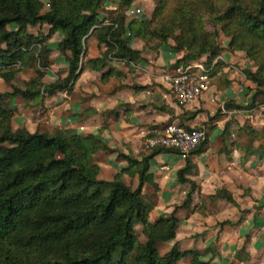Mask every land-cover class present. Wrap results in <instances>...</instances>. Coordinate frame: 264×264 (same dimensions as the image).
Wrapping results in <instances>:
<instances>
[{
  "label": "trees",
  "instance_id": "obj_1",
  "mask_svg": "<svg viewBox=\"0 0 264 264\" xmlns=\"http://www.w3.org/2000/svg\"><path fill=\"white\" fill-rule=\"evenodd\" d=\"M134 1L0 0V78L11 85L10 92L0 93V264H179L184 260L183 264H210L200 251L181 249L174 241L175 213L190 207L198 189L187 177L195 169L189 156L204 152L207 136L176 172L177 182L189 186L184 199L170 213L151 221V206L142 193L146 182L156 188L149 162L156 154L178 153L177 149L157 145L138 158L110 147L97 135L82 136L71 129L53 134L13 130L14 110L4 105L6 96L42 104L46 97L71 90L84 69L103 71V81L113 76L121 79L124 75L119 71L106 68L111 60L138 61L144 50L156 51L169 40L175 52H182L174 65L204 54L210 58L224 48L218 43L220 33L228 39L229 51L244 52L255 67L242 70L254 87L248 91V103L238 108L250 111L264 105V0H152L148 17L129 18L126 12ZM104 2L116 6L99 19ZM43 23L49 25L46 34L28 31ZM55 32L61 35L57 50L66 74L45 82L52 52L48 40ZM91 36L101 50L83 60ZM132 39L142 45L133 47ZM28 68L33 75L21 86L14 85L17 73ZM179 124L183 125L181 120ZM239 129L253 138L259 135L251 125ZM252 149L246 147L244 152ZM99 150L115 153L127 165L111 179L99 178L93 158ZM135 174L136 186L123 181L124 175ZM209 198L237 206L224 188ZM136 223L141 226L142 242L137 241ZM225 223L231 224H221ZM170 241L172 246L160 253L158 244Z\"/></svg>",
  "mask_w": 264,
  "mask_h": 264
},
{
  "label": "crops",
  "instance_id": "obj_2",
  "mask_svg": "<svg viewBox=\"0 0 264 264\" xmlns=\"http://www.w3.org/2000/svg\"><path fill=\"white\" fill-rule=\"evenodd\" d=\"M111 8L114 6L109 5L105 10ZM101 11L99 19L106 15H101ZM47 27L49 29V25ZM92 38L95 39L91 36L86 40V55L83 60L100 53L97 42L88 43ZM59 40L57 32L50 36L48 45L52 49L51 53L55 54V50L59 53ZM130 44L140 47L142 42L132 39ZM172 46L173 41H168L156 51L144 50L142 59L135 62L111 60L106 68L119 71L124 75L121 79L113 76L103 81V71L81 70L71 90L58 92L44 99L41 108L44 110H37L34 106L30 110L16 107L17 113L13 120L21 115L22 124L18 129L46 132L40 129L44 116L51 123L60 119L63 124L71 123V129L79 135H97L110 147L139 158V153L149 152L142 145L144 141L158 136L163 127L176 120V108L172 105L183 107L174 101L170 90L160 82L179 56ZM59 60L64 64L61 54ZM64 68L66 69L65 64ZM225 72H215L209 89L196 98L200 106H194L193 111L185 110L186 116H180L183 125L204 128L207 144L204 152L189 156L195 169L187 177L195 182L198 189L193 193L190 207L178 209L175 213L178 224L174 241L178 242L181 249L200 251L203 259L209 260L210 264H264V114L259 113L264 112V106L255 111L238 108L241 98L247 95V89L243 87L252 85L245 83L244 86H239L238 76L232 71H229V76L226 75L228 82H225L221 75ZM65 74L66 71L62 76ZM218 80L224 86H220ZM0 86H3L0 87V93L10 91V87L1 79ZM162 93L168 95V102L162 98ZM17 100H21V97L11 96L9 106H13ZM221 102L223 107L220 106ZM227 103L232 106L227 107ZM189 112H195L194 116L188 115ZM229 114L231 119L221 125L220 122ZM243 124L260 131L258 138L253 140L251 136L245 135L239 129ZM233 141H236V145L232 147ZM249 146L253 149L245 153L244 149ZM237 151L240 153L239 163L235 164L237 158L234 153ZM95 160L99 165V178L106 180L127 165L126 161L116 159L115 153L104 150L95 154ZM202 160L208 169L203 177L200 176L199 169ZM249 161L250 165L245 167ZM170 165H176L180 169L185 165V159L178 153L161 152L149 162V172L156 188L146 182L142 193L144 199L148 197L150 200V203L145 201L151 206V221L159 213H170L175 205L182 202L188 190L187 184H180L176 179H166V168ZM104 173L108 177H101ZM123 181L136 186L138 177L136 174L132 177L124 175ZM221 188L231 193L237 206L222 198H209ZM242 210H246L244 215L241 214ZM225 221L231 224H221Z\"/></svg>",
  "mask_w": 264,
  "mask_h": 264
},
{
  "label": "rangeland",
  "instance_id": "obj_3",
  "mask_svg": "<svg viewBox=\"0 0 264 264\" xmlns=\"http://www.w3.org/2000/svg\"><path fill=\"white\" fill-rule=\"evenodd\" d=\"M43 1H45V0H43ZM109 5L114 6V7L116 6V4L104 2L103 8L101 11V15L102 14L105 15V13H106L105 9H107V6H109ZM153 6H154V4H153L152 0H136L133 2V4L131 5V7L128 9V11L126 13H127V16L129 18L130 17L145 18V17L149 16ZM206 25L208 28L211 27L209 22H207ZM47 26L48 25L46 23H43L41 26L36 25L34 27H29L28 31L31 33H34V34H37L39 32L47 33L49 31ZM60 38H61V35H60ZM169 41H172V40H169ZM88 43L89 44H91V43L96 44V40L92 38L88 41ZM218 43L221 46H223L224 48L221 51H219L216 55L208 58L209 56L207 54H204V55L196 57L195 59H192V60L199 59L200 61H204L206 63V65L211 69V72L214 69L218 70V71L225 70L226 72L224 74H221L225 82H228V81H226V75L229 76L230 75L229 71H232V72H235L238 76V81H239L238 85L239 86H244L245 83H249V85H252V86H246V87L244 86L243 87L244 89H247V92H246L247 95H244L243 98H241L242 101H241L240 105L245 106L248 103V97L250 94L248 91H249V89H252V87H254V86L249 80H247L245 78V75H244L242 70L246 69V68H250L251 70H254L255 69L254 64L252 61H250L248 58H246L244 52H242V51H234V52L229 51L226 48L227 43H228V39L226 37H224V35L222 33H220V35L218 37ZM177 53L179 54V56L176 58H179L181 56L182 52H177ZM59 59H60V54L56 50H55V54L51 53L50 61H51V65H54V66H53V68H51V65H50V69L52 71L50 69H49L50 73H49V71H47L46 76L43 78L44 81H46V82L50 81L53 79V77L55 75L62 76L65 73L66 69L64 68V64H61ZM189 61H191V60H189ZM186 62H188V61H186ZM175 66L176 65H174V62H173L170 65L169 69H171ZM33 73H34V70L32 68L22 70L21 72L17 73L16 78L13 80L12 83L14 85L21 86L23 81L28 79L31 75H33ZM1 81H3V80L1 79ZM3 83H5V82L3 81ZM211 83H212V76H211ZM218 83L220 86H224V83L222 81L218 80ZM5 85L9 86L10 91H11V85L7 84V83H5ZM210 86H211V84H210ZM0 87H3V86H0ZM4 92H6V91H4ZM10 97L11 96L5 97L4 105L9 107V108H13V110H14V114H13L11 120H13L14 115L17 113L16 107H18L19 109L30 110L34 106V108L37 110H41V111L44 110V109H41L43 107V103L42 104H40V103H36V104L35 103H27L23 98H21V100L14 101V104H12L13 106H9V104L11 103V101H9ZM24 103H25V105H24ZM261 106H264V105H261ZM261 106H259V108ZM253 110L255 111L256 109H253ZM259 113H260V115L264 114V112H262V111H260ZM44 118H46V117L44 116L43 119H41L42 125L40 126V129L43 131H46V132H50L51 134H53L59 130H62V129H71V127H72L71 123L70 124L69 123L63 124V122H61L60 119H57V121H54L53 123H51V122H47L46 119H44ZM21 124H22L21 115L16 116L13 120V123H12L13 129L17 130ZM259 135H260V131H259ZM258 136L256 138H253L252 136L251 137L253 138V140H255L258 138ZM262 137H264V135ZM258 140L261 141L260 138ZM142 145L144 146V143ZM144 148H145V146H144ZM145 149H147V148H145ZM95 154L93 155L94 160H95ZM95 162H96V160H95ZM101 177L105 178V177H108V175L104 173ZM145 200L148 203H150V200L148 199V197H145ZM159 214H162V213H159ZM151 217H153V215H149V219H151ZM134 229H135L137 241H139V242L144 241V236L141 234V230H140L141 229L140 224L136 223L134 225ZM173 242L174 241L161 242L160 244H158L157 247H158L159 252L162 253V252L166 251L167 249H169L172 246ZM167 243H171V244H167ZM184 262H185V260L179 264H183Z\"/></svg>",
  "mask_w": 264,
  "mask_h": 264
},
{
  "label": "built area",
  "instance_id": "obj_4",
  "mask_svg": "<svg viewBox=\"0 0 264 264\" xmlns=\"http://www.w3.org/2000/svg\"><path fill=\"white\" fill-rule=\"evenodd\" d=\"M119 61L125 62L122 60ZM210 72L211 69L206 65L204 61H200L199 59L191 60L183 64L176 65L171 69H168L165 72L164 80L170 82H178L176 83V87L169 90L171 92L174 101L177 104L181 105L180 100L178 98L177 88L188 86V89L195 90L196 98H198L200 95L206 92L210 87L211 84ZM173 122L174 121L168 123L162 130L161 134H159L158 136L147 138L144 141V146L147 149L153 148L154 146L157 145L165 146L164 144L160 143L161 140L176 139L178 145H180L179 147L176 145L165 146V147H171L177 149L179 156L185 159L186 157L189 156L191 150H193L198 144L201 143V141H203L206 138V132L203 127L185 128L183 125L178 123L177 127L183 128L184 132L187 133L188 137H192L193 133L196 134L203 133V136L197 139L195 143H193L191 139H188L184 136H178L176 133H173L172 137H166L164 133L167 131L169 127L172 126ZM149 140H156L157 143L155 145H150L147 143V141ZM185 147L188 148L187 153H185V151L183 150Z\"/></svg>",
  "mask_w": 264,
  "mask_h": 264
},
{
  "label": "clouds",
  "instance_id": "obj_5",
  "mask_svg": "<svg viewBox=\"0 0 264 264\" xmlns=\"http://www.w3.org/2000/svg\"><path fill=\"white\" fill-rule=\"evenodd\" d=\"M160 82L167 89H173L174 87H176V83H178V82L166 81V80H163V79H161ZM177 93H178V98L180 100V103H181V105H183V107L182 108H178V107H176V105H174V104L172 105V107L176 108V113H175L176 120L173 122L172 126L167 129V131L164 133V135L166 137H172L173 133H176L178 136H184V137H186L188 139H191L192 142L195 143V141L197 139H199L200 137L203 136V133H199V134L193 133L192 137H188L187 136V133L184 132V129L183 128H178L177 127V124L180 122V116L184 113L185 110L193 111V110H195L194 109V106L197 107V108L200 106L197 103V101H196V93H195V90L188 89V86H183V87L177 88ZM162 98L166 102H168V95L167 94H163L162 93ZM220 106L223 107V103L222 102H221V105ZM166 119H167V117H166ZM228 119H231V114H229L228 116H226L225 119L220 122L221 125H223L224 123H226ZM147 143L150 144V145H155L157 143V141L156 140H149V141H147ZM160 143L161 144H164L165 146H171V145H176L178 147L180 146V145H178L176 139L161 140ZM183 150L185 151V153H187L188 148L185 147ZM205 155H207V153H205ZM234 156L237 158L234 161V163L235 164H238L239 163L238 158L240 156L239 151L235 152L234 153ZM250 163H251V161H249L248 164L245 165V167L249 166ZM199 169H200V176H202V177L208 171V169L205 166V162L203 160L199 163ZM177 170L178 169H177V166L176 165H170L169 167H167L166 168V171H167L166 179H168L170 181H175V179H176L175 173L177 172ZM262 182H264V181H262ZM170 210L171 209H169V211Z\"/></svg>",
  "mask_w": 264,
  "mask_h": 264
}]
</instances>
